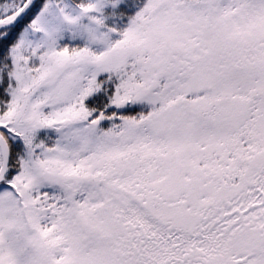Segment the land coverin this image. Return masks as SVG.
Here are the masks:
<instances>
[{"label": "rangeland", "instance_id": "obj_1", "mask_svg": "<svg viewBox=\"0 0 264 264\" xmlns=\"http://www.w3.org/2000/svg\"><path fill=\"white\" fill-rule=\"evenodd\" d=\"M180 1L146 0L121 41L102 31L107 0L42 5L23 32L16 56L38 75L18 80L0 138L59 139L0 184V264H264V0ZM114 74L112 105L142 89L132 104L157 110L100 139L81 101ZM46 187L65 200L45 215L32 192Z\"/></svg>", "mask_w": 264, "mask_h": 264}, {"label": "trees", "instance_id": "obj_2", "mask_svg": "<svg viewBox=\"0 0 264 264\" xmlns=\"http://www.w3.org/2000/svg\"><path fill=\"white\" fill-rule=\"evenodd\" d=\"M103 0H36L29 12L23 17V19L13 28L0 31V119L6 115L8 106L18 86V80L24 76L25 70L29 67L33 69L32 75L36 78L38 71L35 70L36 65H29L30 53L23 50L21 57H17L18 51L22 48L21 38L23 32L33 30V23L37 20L42 5H48L50 10H53L57 14H61L62 6H69L75 11L81 12L85 8L102 2ZM146 0H107L108 5L102 10L105 22L102 24V31L109 36V41H121L122 36L125 33L126 28L130 22L136 20L141 14V9ZM27 0H0V22L8 21L13 18L19 10L25 5ZM184 6H191L196 8L200 0H181ZM89 10V9H88ZM202 23L204 19L202 18ZM221 36V34H218ZM192 38V37H191ZM193 39V38H192ZM190 41H192L190 39ZM65 49L71 53H78L85 49L83 45H79L78 42L67 43L64 42ZM19 48V49H18ZM59 49V48H58ZM29 61V62H28ZM28 74V73H26ZM114 75H105L95 81V92L88 97L83 98L81 101V114L84 115L82 125L86 126L88 130L96 132L100 139H103L112 131L118 132L122 123H128V125L140 124L143 122L148 113H153L157 109H150V106H144L142 104H132V102L138 101L142 89L137 94V98L130 99V102L124 103V108L112 105L114 95L117 86ZM131 96V94H130ZM203 117V115H201ZM200 119V116L198 117ZM201 120V119H200ZM2 125L0 124V128ZM117 129V130H116ZM119 129V130H118ZM109 132V133H107ZM121 132V131H119ZM125 134V133H124ZM59 139V133L55 130H34L32 133L28 132L25 139L17 138L16 140L7 138L9 153H10V167L8 175L13 174L17 170L20 171V162L29 158L30 154H34L36 146L52 147L53 144H57ZM209 155L206 154L197 160L189 161V165L197 168H204L205 160ZM42 174V173H41ZM4 185H0V192ZM5 188V187H4ZM46 187L40 191H33L32 197L37 204L34 206V210H39L43 214H47L49 200L56 196L57 193L61 199L65 200V192L61 189ZM16 198L21 199L17 194ZM67 200V199H66ZM34 204V205H35ZM64 204V202H63ZM62 204V205H63ZM67 206V205H66ZM46 223L40 222L39 232L42 233ZM23 233H27V226L23 224ZM21 232V234H23ZM90 264V262H88Z\"/></svg>", "mask_w": 264, "mask_h": 264}, {"label": "water", "instance_id": "obj_3", "mask_svg": "<svg viewBox=\"0 0 264 264\" xmlns=\"http://www.w3.org/2000/svg\"><path fill=\"white\" fill-rule=\"evenodd\" d=\"M36 0H27L25 5L19 10V12L10 20L0 22V31L15 27L23 17L29 12ZM0 184L3 182L5 175L8 173L10 165V153L6 141L0 138ZM182 219H180L181 221Z\"/></svg>", "mask_w": 264, "mask_h": 264}]
</instances>
